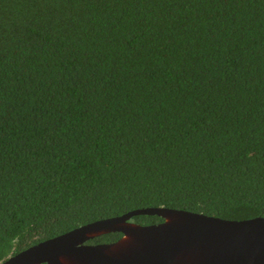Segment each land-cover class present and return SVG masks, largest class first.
<instances>
[{
  "label": "trees",
  "instance_id": "trees-1",
  "mask_svg": "<svg viewBox=\"0 0 264 264\" xmlns=\"http://www.w3.org/2000/svg\"><path fill=\"white\" fill-rule=\"evenodd\" d=\"M160 208L264 218V0H0V264Z\"/></svg>",
  "mask_w": 264,
  "mask_h": 264
},
{
  "label": "water",
  "instance_id": "water-1",
  "mask_svg": "<svg viewBox=\"0 0 264 264\" xmlns=\"http://www.w3.org/2000/svg\"><path fill=\"white\" fill-rule=\"evenodd\" d=\"M136 216H158L142 226ZM122 233L116 243L90 245ZM2 264H264V218L230 221L173 209H145L98 221L40 243Z\"/></svg>",
  "mask_w": 264,
  "mask_h": 264
}]
</instances>
